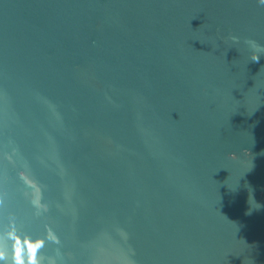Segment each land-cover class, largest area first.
Returning <instances> with one entry per match:
<instances>
[{
    "label": "water",
    "instance_id": "water-1",
    "mask_svg": "<svg viewBox=\"0 0 264 264\" xmlns=\"http://www.w3.org/2000/svg\"><path fill=\"white\" fill-rule=\"evenodd\" d=\"M249 41L259 0H0V264H264Z\"/></svg>",
    "mask_w": 264,
    "mask_h": 264
},
{
    "label": "clouds",
    "instance_id": "clouds-1",
    "mask_svg": "<svg viewBox=\"0 0 264 264\" xmlns=\"http://www.w3.org/2000/svg\"><path fill=\"white\" fill-rule=\"evenodd\" d=\"M259 3L261 5H264V0H259ZM232 39L235 40L236 38L235 37H232ZM248 43L254 49V51H253L254 54L252 56V61L258 62L259 59H260V53L261 52H264V47L256 44L254 41H249ZM230 156H232L233 158H235V154L234 153H230ZM34 251H35V249H34ZM30 260H31V264H36L35 255H33L32 257H30ZM17 264H23V261L18 258Z\"/></svg>",
    "mask_w": 264,
    "mask_h": 264
}]
</instances>
